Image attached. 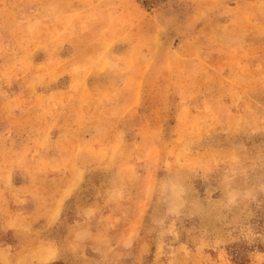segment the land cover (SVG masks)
<instances>
[{"label":"rangeland","instance_id":"obj_1","mask_svg":"<svg viewBox=\"0 0 264 264\" xmlns=\"http://www.w3.org/2000/svg\"><path fill=\"white\" fill-rule=\"evenodd\" d=\"M0 264H264V0H0Z\"/></svg>","mask_w":264,"mask_h":264}]
</instances>
